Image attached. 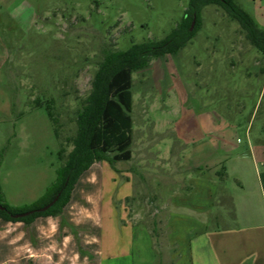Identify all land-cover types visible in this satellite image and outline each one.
Returning a JSON list of instances; mask_svg holds the SVG:
<instances>
[{
  "label": "rangeland",
  "instance_id": "rangeland-1",
  "mask_svg": "<svg viewBox=\"0 0 264 264\" xmlns=\"http://www.w3.org/2000/svg\"><path fill=\"white\" fill-rule=\"evenodd\" d=\"M234 1L264 30V0ZM35 2L20 7L19 20L2 12L0 21V192L14 208L36 203L56 180L58 151L71 150L66 138L76 132L77 111L105 55L163 39L188 5ZM132 78V158L114 168L93 163L60 214L0 228L10 248L0 264H97L98 257L99 264H180L169 218L194 215L183 211L196 202L190 179H216L210 216L227 226L233 212L224 187L233 192L235 178L264 177V56L221 7H204L185 48ZM175 124L203 148L198 157L177 139Z\"/></svg>",
  "mask_w": 264,
  "mask_h": 264
},
{
  "label": "trees",
  "instance_id": "trees-1",
  "mask_svg": "<svg viewBox=\"0 0 264 264\" xmlns=\"http://www.w3.org/2000/svg\"><path fill=\"white\" fill-rule=\"evenodd\" d=\"M209 5L221 7L237 21L250 44L264 56V30L234 0H188L180 22L163 39L133 43L126 50L105 55L94 73L90 92L77 111L76 132L66 138L71 150L65 153L61 147L58 151L62 165L57 169L56 180L40 200L23 208L11 207L0 192V205L4 207L0 210L2 221L30 224L38 217L56 216L68 204L80 177L93 163L106 161L114 168L116 162L132 158L133 73L149 67L154 59L175 56L185 48L199 29L202 9ZM47 115L56 124L50 106H47ZM56 196L58 199L49 209L33 212L51 203ZM29 211L32 213L27 216L15 217Z\"/></svg>",
  "mask_w": 264,
  "mask_h": 264
},
{
  "label": "crops",
  "instance_id": "crops-1",
  "mask_svg": "<svg viewBox=\"0 0 264 264\" xmlns=\"http://www.w3.org/2000/svg\"><path fill=\"white\" fill-rule=\"evenodd\" d=\"M35 1L38 0H0V21L2 12L13 21L19 20L20 7L34 5ZM44 1L48 3L50 0ZM178 124L174 128L177 139L181 144L189 146L188 148L193 146L192 151L195 150L198 157L203 148L195 147L189 138L191 131L188 132L187 128ZM208 166L214 169L219 167L218 164ZM225 172L228 176L226 170ZM215 180L211 177L204 178L203 175L190 179L193 187L189 196L196 202L185 205L186 209L184 206L183 211L186 213L189 210L194 215L171 214L169 218L172 239L181 247L180 264H264V177L257 175L256 180L251 181H239L235 178L237 186L233 192H228L224 187L231 200L233 212L230 216L231 223L227 226L219 225L217 219L210 216L217 210L213 202L219 184ZM20 223L0 219V228ZM100 231L101 227L99 239ZM145 235L150 238L147 232ZM130 237L134 241V230ZM9 251V246L0 241V257H9ZM99 253L101 255V240Z\"/></svg>",
  "mask_w": 264,
  "mask_h": 264
},
{
  "label": "water",
  "instance_id": "water-1",
  "mask_svg": "<svg viewBox=\"0 0 264 264\" xmlns=\"http://www.w3.org/2000/svg\"><path fill=\"white\" fill-rule=\"evenodd\" d=\"M193 24H194V22L192 23V25H191V27H190V30H192V28H193ZM55 200H56V198L51 202V204H53V203L55 202ZM51 204H49V205H47V206L41 208V209L38 210V211H45V210H46ZM0 210H4V207L1 206V205H0ZM31 213H32V211H29V212H26V213H23V214L15 215V217H18V216H27V215H29V214H31Z\"/></svg>",
  "mask_w": 264,
  "mask_h": 264
},
{
  "label": "flooded vegetation",
  "instance_id": "flooded-vegetation-1",
  "mask_svg": "<svg viewBox=\"0 0 264 264\" xmlns=\"http://www.w3.org/2000/svg\"><path fill=\"white\" fill-rule=\"evenodd\" d=\"M55 198H56V200H57V199H58V196H56ZM55 198H54V199H55ZM54 199H53V200H54ZM53 200H52V201H53ZM56 200H55V202H56ZM52 201H51V202H52ZM55 202H54V203H55ZM54 203H53V204H54ZM49 204H51V203H49ZM49 204H48V205H49ZM53 204H51L47 209H49ZM45 206H47V205H45ZM45 206H42L41 208H43V207H45ZM41 208H39V209H35V210H33V212H37V211L40 210ZM47 209H46V210H47ZM46 210H45V211H46Z\"/></svg>",
  "mask_w": 264,
  "mask_h": 264
}]
</instances>
